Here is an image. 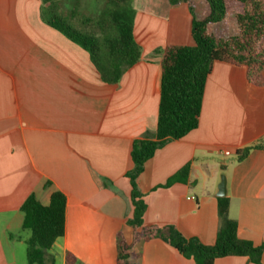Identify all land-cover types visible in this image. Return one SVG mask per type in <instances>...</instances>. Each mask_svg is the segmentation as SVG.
<instances>
[{
	"label": "crops",
	"instance_id": "crops-1",
	"mask_svg": "<svg viewBox=\"0 0 264 264\" xmlns=\"http://www.w3.org/2000/svg\"><path fill=\"white\" fill-rule=\"evenodd\" d=\"M95 1H102L98 13ZM57 5L79 29V18L98 16L105 0ZM131 7L140 58L116 84H107L86 51L46 24L40 0H0V264H26L30 232L22 228L20 207L44 181L66 200L64 234L48 250L54 264H65L67 254L76 264H115L116 235L132 242L125 176L133 167L131 146L156 129L164 49L191 41L185 3L131 0ZM263 138L264 71L253 85L244 66L215 62L197 128L157 150L138 177L143 225L174 226L186 238L213 245L224 176L238 238L264 245V152L233 160L236 151ZM185 166L186 182L164 187ZM131 258L136 264H195L159 239L138 243ZM214 264L254 263L225 257Z\"/></svg>",
	"mask_w": 264,
	"mask_h": 264
},
{
	"label": "trees",
	"instance_id": "trees-1",
	"mask_svg": "<svg viewBox=\"0 0 264 264\" xmlns=\"http://www.w3.org/2000/svg\"><path fill=\"white\" fill-rule=\"evenodd\" d=\"M46 24L79 45L90 57L101 80L116 84L122 74L140 58L141 48L133 36L134 11L131 0H105L101 13L94 18L80 17L79 29L73 28L59 12L57 0H40ZM188 0H169L171 5ZM201 10L189 7L190 45H168L161 60V80L157 124L154 133L134 140L130 150L132 169L125 176L131 187L132 217L127 225L132 229V242L116 235L115 264H136L131 258L138 243L159 239L195 264H214L225 257H247L261 264L264 245L255 247L237 236V224L229 219V201L217 198L219 228L213 245L202 244L197 238L182 236L174 226H144L146 205L137 180L144 165L168 141L179 140L198 126L205 82L215 62L244 66L249 83L259 85L264 71V0H201ZM231 16L236 26L232 36L217 34ZM251 150L264 152V138L254 145L236 151L233 160L243 161ZM188 166L170 177L164 187L186 182ZM95 181L98 178L91 174ZM108 186V182L101 181ZM47 195L45 202L43 196ZM66 200L49 181L42 182L20 207L24 219L22 228L30 236L26 244V264H54L48 250L64 234ZM65 264H76L70 254Z\"/></svg>",
	"mask_w": 264,
	"mask_h": 264
},
{
	"label": "rangeland",
	"instance_id": "rangeland-1",
	"mask_svg": "<svg viewBox=\"0 0 264 264\" xmlns=\"http://www.w3.org/2000/svg\"><path fill=\"white\" fill-rule=\"evenodd\" d=\"M188 3H185L186 6L188 7H192L194 13H199L201 10V0H188ZM87 3H84V5ZM88 5V4H87ZM95 5H96V10L95 13H98V11L101 9L102 7V1H95ZM215 31L217 34L220 35H229L232 36L234 34H236V26L234 24V21L232 20V17L229 16L226 20V22L221 25L220 27H212V31Z\"/></svg>",
	"mask_w": 264,
	"mask_h": 264
},
{
	"label": "water",
	"instance_id": "water-1",
	"mask_svg": "<svg viewBox=\"0 0 264 264\" xmlns=\"http://www.w3.org/2000/svg\"><path fill=\"white\" fill-rule=\"evenodd\" d=\"M225 194V179L224 176L221 177L220 184L218 186L217 197H223Z\"/></svg>",
	"mask_w": 264,
	"mask_h": 264
},
{
	"label": "built area",
	"instance_id": "built-area-1",
	"mask_svg": "<svg viewBox=\"0 0 264 264\" xmlns=\"http://www.w3.org/2000/svg\"><path fill=\"white\" fill-rule=\"evenodd\" d=\"M224 155L228 156V155H230V154H229V152H224ZM189 199L193 200L194 197H191V198H189Z\"/></svg>",
	"mask_w": 264,
	"mask_h": 264
}]
</instances>
